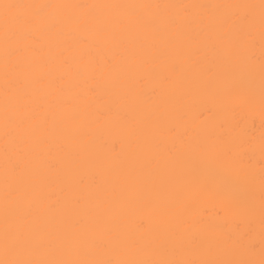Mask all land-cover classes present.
I'll use <instances>...</instances> for the list:
<instances>
[{
	"label": "bare ground",
	"instance_id": "obj_1",
	"mask_svg": "<svg viewBox=\"0 0 264 264\" xmlns=\"http://www.w3.org/2000/svg\"><path fill=\"white\" fill-rule=\"evenodd\" d=\"M0 264H264V0H0Z\"/></svg>",
	"mask_w": 264,
	"mask_h": 264
}]
</instances>
